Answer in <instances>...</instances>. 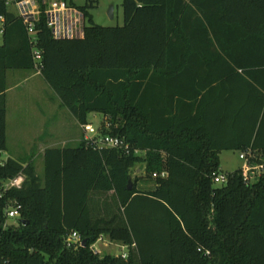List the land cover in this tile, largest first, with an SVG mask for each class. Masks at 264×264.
Segmentation results:
<instances>
[{
	"label": "trees",
	"instance_id": "obj_1",
	"mask_svg": "<svg viewBox=\"0 0 264 264\" xmlns=\"http://www.w3.org/2000/svg\"><path fill=\"white\" fill-rule=\"evenodd\" d=\"M94 1L79 7L82 38H55L41 13L40 71L80 125L102 113L99 135L130 151L83 137L48 148L41 177L32 160L1 159L8 72L36 61L26 24L0 0L1 264H264V176L249 185L240 168L220 167L222 150L264 148V0H124L116 26L94 22ZM221 172L228 181L215 183ZM19 175L20 188H3ZM145 178L152 189L139 188ZM95 192L114 204L96 212ZM13 201L21 217L5 227ZM72 230L88 244L69 247ZM101 236L127 257L95 253Z\"/></svg>",
	"mask_w": 264,
	"mask_h": 264
},
{
	"label": "rangeland",
	"instance_id": "obj_2",
	"mask_svg": "<svg viewBox=\"0 0 264 264\" xmlns=\"http://www.w3.org/2000/svg\"><path fill=\"white\" fill-rule=\"evenodd\" d=\"M89 0H68L76 6H84ZM124 0H95L89 7V13L96 24L102 26H116L124 23ZM114 6V17L109 16V9ZM9 9L15 13L18 10L15 5ZM88 18L86 24H88ZM3 41L2 23L0 22V43ZM12 71V70H11ZM9 71V73L11 72ZM17 71V72H16ZM10 89L7 91V142L8 150L2 153L4 161L10 155L21 160L34 157L37 173L44 176V147L53 145L67 138L68 146H77L79 137L84 132L80 123L66 107L59 106L61 99L56 91L43 78L40 71L14 70L8 77ZM104 115L100 112H91L89 121L95 128H100ZM74 139H71V138ZM46 145V146H45ZM243 161L240 158L239 149H228L220 152V167L225 172H231L241 167ZM142 164H137L133 169V177L144 175ZM139 188L152 189L154 181L143 179L137 181ZM113 192L103 195L92 193L91 206L96 212H103L107 206L114 204ZM18 219H10V223H16ZM95 246L100 250L98 254L119 255L127 248L119 242L111 241L107 236H101Z\"/></svg>",
	"mask_w": 264,
	"mask_h": 264
},
{
	"label": "built area",
	"instance_id": "obj_3",
	"mask_svg": "<svg viewBox=\"0 0 264 264\" xmlns=\"http://www.w3.org/2000/svg\"><path fill=\"white\" fill-rule=\"evenodd\" d=\"M8 5H15L18 10V16L21 17L27 26L31 41L34 45L33 55L36 61V68L40 71V61L42 52L36 47L37 37L35 24L40 19L41 13H44L48 27L51 29L55 38L72 39L82 38L85 36L86 15L82 9L68 0H7ZM42 5L45 8L42 9ZM1 20H4L1 17ZM3 32V30H2ZM41 72V71H40ZM85 132V140L95 148H123L130 151V144L124 138L114 135H99V129L95 128L92 123L82 125ZM137 151V150H136ZM240 158L243 161L240 169L244 181L251 185L258 182L264 176V148H255L252 145L240 150ZM165 175V173H162ZM157 176V173L154 174ZM24 181V176L19 175L9 179L3 184L4 189L11 187L20 188ZM228 181V174L225 172L214 175V182L221 184ZM21 217V204L13 201L6 208L5 227H8L10 219H19ZM98 240H102L100 237ZM83 239L77 230H72L66 237V243L69 247H78L82 245ZM123 247L127 248L126 245ZM91 249L98 253L95 243L91 245ZM127 251L122 252L123 257H127ZM2 260L0 259V264Z\"/></svg>",
	"mask_w": 264,
	"mask_h": 264
},
{
	"label": "crops",
	"instance_id": "obj_4",
	"mask_svg": "<svg viewBox=\"0 0 264 264\" xmlns=\"http://www.w3.org/2000/svg\"><path fill=\"white\" fill-rule=\"evenodd\" d=\"M13 71V70H12ZM11 71V72H12ZM10 72V73H11ZM17 72V71H16ZM10 73L8 72V77H9V75H10ZM40 74H41V72H40ZM10 89V87H9V85H8V90ZM7 90V91H8ZM7 93V92H6ZM59 106L61 107V106H63L62 104H61V102H60V104H59ZM63 107H65V106H63ZM62 108V107H61ZM67 108V107H66ZM75 117V116H74ZM76 118V117H75ZM104 119H105V116H104ZM6 120H7V118H6ZM76 121L78 122V120L76 119ZM90 122V121H89ZM80 126H82V125H80ZM85 136V132H83L82 133V135L79 137V142H78V144L80 143V141L83 139V137ZM71 139H74L73 137L71 138ZM68 140H67V138H65V139H63L62 140V144H60V142H53L52 144L53 145H51V146H46V147H44V149H43V151H42V154H43V156H44V168H45V152H46V150L48 149V148H64V147H68ZM72 147H74V146H72ZM8 150V149H7ZM9 157H13V158H16V159H19V158H17V157H15V156H13V155H10ZM19 160H21V159H19ZM30 160H32L33 162H34V157H32V158H26V160H24V161H30ZM34 164H35V162H34ZM112 243H114V242H112ZM123 245V244H122ZM126 251H127V249H126Z\"/></svg>",
	"mask_w": 264,
	"mask_h": 264
},
{
	"label": "water",
	"instance_id": "obj_5",
	"mask_svg": "<svg viewBox=\"0 0 264 264\" xmlns=\"http://www.w3.org/2000/svg\"><path fill=\"white\" fill-rule=\"evenodd\" d=\"M109 16L111 17V18H113L114 17V6L113 5H111V7H110V9H109ZM132 183H133V181H132V179H130L129 180V189H132ZM88 241H89V239H84L83 240V242H82V245L83 246H86L87 244H88Z\"/></svg>",
	"mask_w": 264,
	"mask_h": 264
}]
</instances>
